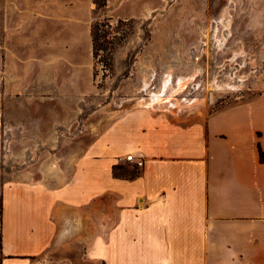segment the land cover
<instances>
[{"label": "crops", "instance_id": "0c3cea01", "mask_svg": "<svg viewBox=\"0 0 264 264\" xmlns=\"http://www.w3.org/2000/svg\"><path fill=\"white\" fill-rule=\"evenodd\" d=\"M160 1L104 8L148 17ZM95 8L94 0H0L6 92L29 102L19 106V128H44L45 99L56 105L48 113L67 114L65 124L81 131L66 180L21 181L17 203L4 206L0 264H264V91L209 113L148 101L112 120L103 104L71 118L94 86ZM131 152L144 166L115 173L133 165ZM9 237L24 244L7 248Z\"/></svg>", "mask_w": 264, "mask_h": 264}, {"label": "rangeland", "instance_id": "374dc122", "mask_svg": "<svg viewBox=\"0 0 264 264\" xmlns=\"http://www.w3.org/2000/svg\"><path fill=\"white\" fill-rule=\"evenodd\" d=\"M263 7V1L252 0H161L148 17L117 18L106 8L95 12L92 24L96 18L102 21L100 33L106 36L100 42L105 44L94 55L92 92L71 118L81 122L103 104L112 120L115 110L149 105L154 93L163 97L153 102L156 106L188 115L255 98L264 91ZM2 37L0 17V43ZM20 105L29 102L6 92L0 59V253L3 209L17 203L19 182L66 180L72 167L68 157L75 150L72 140L81 132L65 124L67 114L48 113L56 105L45 99L38 106L44 128L37 133L20 129ZM116 166L121 168L116 171ZM116 166L115 173L142 168ZM22 244L10 237L6 241L7 248Z\"/></svg>", "mask_w": 264, "mask_h": 264}, {"label": "trees", "instance_id": "16d2710c", "mask_svg": "<svg viewBox=\"0 0 264 264\" xmlns=\"http://www.w3.org/2000/svg\"><path fill=\"white\" fill-rule=\"evenodd\" d=\"M96 3V12L99 13V11H101L107 4V0H94ZM102 21L100 20V18H96L95 21L92 24V37H93V49H94V55L96 56L97 50L99 48H102V46H104L105 42H100V39L104 36H106L105 33H100V26H102L103 24L101 23ZM106 41V39H105ZM260 159L262 161H264V151L261 150L260 151ZM120 166H116L115 170L117 171L118 169H120ZM137 174V171H131V175H135Z\"/></svg>", "mask_w": 264, "mask_h": 264}, {"label": "built area", "instance_id": "2783aa9c", "mask_svg": "<svg viewBox=\"0 0 264 264\" xmlns=\"http://www.w3.org/2000/svg\"><path fill=\"white\" fill-rule=\"evenodd\" d=\"M125 159L133 162L138 167L144 166L145 163L144 155L142 154L136 155L133 152L126 154Z\"/></svg>", "mask_w": 264, "mask_h": 264}, {"label": "bare ground", "instance_id": "6f19581e", "mask_svg": "<svg viewBox=\"0 0 264 264\" xmlns=\"http://www.w3.org/2000/svg\"><path fill=\"white\" fill-rule=\"evenodd\" d=\"M183 80V79H182ZM166 84V83H165ZM184 84V83H183ZM167 85V84H166ZM179 87H181V86H179ZM178 87V88H179ZM141 100H145L146 99V97L145 98H140ZM150 103H153V102H158V101H162L163 100V97H162V94H160V93H154V94H151V96H150ZM160 103V102H159Z\"/></svg>", "mask_w": 264, "mask_h": 264}]
</instances>
